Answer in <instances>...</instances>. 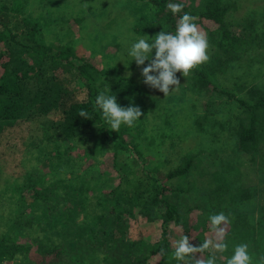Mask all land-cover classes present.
Returning a JSON list of instances; mask_svg holds the SVG:
<instances>
[{"label": "trees", "instance_id": "16d2710c", "mask_svg": "<svg viewBox=\"0 0 264 264\" xmlns=\"http://www.w3.org/2000/svg\"><path fill=\"white\" fill-rule=\"evenodd\" d=\"M143 1L151 18L133 27V37L174 31L182 12L207 33V61L183 77L176 73L179 85L166 96L142 82L148 62H130V41L109 45L106 71L78 65L63 35L31 18L29 0H0V264H20L30 251L50 259L44 264H146L154 257L179 264L167 260L173 252L167 227L198 247L192 230L210 231L208 217L219 212L228 218L222 259L209 249L197 254L225 264L239 236L259 239L255 251L249 246L251 264L264 254V206L243 174L264 175V83L255 82L264 79V55L253 51L264 27L252 21L234 29L226 0H172L183 4L176 15L165 8L169 0ZM57 2L38 0L37 7ZM65 26L61 34H70ZM243 58L249 77L229 74L227 63L236 68ZM223 75L227 86L219 83ZM107 87L119 105L139 107L133 127L113 132L101 116L94 99ZM200 139L229 143L239 156L214 155L220 167L205 165L192 149ZM145 151L160 157L152 167ZM192 210L198 227L190 224ZM135 219L145 237L164 227L159 241L143 239L142 255L133 254L127 237Z\"/></svg>", "mask_w": 264, "mask_h": 264}, {"label": "rangeland", "instance_id": "374dc122", "mask_svg": "<svg viewBox=\"0 0 264 264\" xmlns=\"http://www.w3.org/2000/svg\"><path fill=\"white\" fill-rule=\"evenodd\" d=\"M226 1L230 2L231 4L225 13L226 21L232 25L234 29L239 30L240 27L238 24H242V22L247 24L252 21H257V25H259V27H256L257 29H263L264 0ZM29 2L30 5L28 8V13H31V18L35 19L37 22H41L46 27L48 32H57V35H63V37L61 36L62 42L67 43V46H71L74 50V61L76 64H92L100 71H106L111 67V58L109 52L111 48H109V45L121 41L132 42L135 39L132 32L133 27L140 23L147 22L151 18L148 7L143 0H58L56 6L50 7L48 5L45 10L38 9V0H29ZM65 25L69 26L68 29H70V34H61L62 28ZM105 49L106 51H104ZM255 49L261 53V56L264 55V41H261L258 45H256L253 51ZM243 61L244 58L236 63V68L232 69L231 67L233 63H227L229 74L231 71H233V73L242 72V78L249 77V75H244L245 73L249 72V68ZM257 72L263 71L258 69ZM228 78V76L223 75L220 78L221 80L219 83H224L225 86L229 85L226 82ZM260 81L264 83L263 75H258V78L255 80L256 84L260 83ZM192 137L193 134L190 138H188L189 141L186 140L185 143H187V141L188 143H191L190 140H192ZM223 142L224 141L216 142L217 144H215L214 142L204 139H200L199 141L197 140L195 145L194 142L192 144L193 153H199V155L203 157L205 165H207L208 162H212L216 163V167L219 168L220 162L218 159L222 161H229L232 158L228 156H234L236 158L239 156L236 148L231 146L229 143L221 146ZM223 148L224 154H220L219 156L218 154L221 153V149ZM214 155H217L218 159L212 158ZM143 157L146 159L148 164H151V167L153 166L152 163L155 162L157 158H160L158 155L155 157L153 153H148L147 151H145ZM243 163L247 164L246 158ZM140 164L141 166H144V163ZM243 174H249L250 184L255 185L257 200L262 206H264V175L262 173L259 175L258 173L254 175L253 173H250V171H247ZM112 185L113 184H111V186ZM109 186L110 185L107 187ZM200 187L201 184H199L196 189L189 192L190 198H195V195L197 194V191L200 190ZM105 189L107 188H103V190ZM100 192H102V190ZM197 217H200L198 212H196V210H192L189 216L192 227L194 225L195 227H198ZM138 221V219L130 220L129 229L127 232L129 242L134 244V255L145 254V249L143 248V239L149 240L150 238V243H153L155 240L159 241L161 238L162 229L164 228L162 226L159 228L158 226L154 231L149 232V236L147 235L145 237L143 234L141 235L137 228ZM172 227V224L170 225V228L167 227L166 234H168L171 246L173 247L172 242L176 240L177 237L179 238V235L176 233L173 234ZM220 227H222L225 231L226 227L224 225H221ZM192 231L194 235L198 233L197 241L199 244L206 239L214 238V235L211 231L202 233V229L200 227L195 228ZM238 239L240 242L239 244L246 243L248 245V252L250 248L249 246H251V251H255L259 241L258 238H248L246 240H242L241 236H239L237 240ZM232 243L233 239H230L229 244ZM208 249L216 255H223L213 249L211 250L210 247ZM249 255L251 256L250 252ZM258 255L259 258L256 261V264H260L261 259L264 258V254ZM200 256L203 258L201 254L196 253L193 255V259L200 258ZM170 257H173L172 253L169 254V257L167 258L168 261ZM20 260V264H44L50 259L38 257L34 252L30 251L27 256L21 257ZM158 261L159 257H154L146 264H157Z\"/></svg>", "mask_w": 264, "mask_h": 264}, {"label": "clouds", "instance_id": "9594fccd", "mask_svg": "<svg viewBox=\"0 0 264 264\" xmlns=\"http://www.w3.org/2000/svg\"><path fill=\"white\" fill-rule=\"evenodd\" d=\"M165 8L173 15L182 12L183 4L169 0ZM194 15L182 12L178 16L174 31L160 30L151 39L146 35H139L127 48V55L136 66L141 68L142 82L166 96L179 85L176 73L183 77L194 66L207 61L208 39L207 33L196 24ZM171 86V89H170ZM94 103L100 110L101 116L113 132L120 129L121 125L133 127L139 121L141 111L138 106L129 105L123 107L116 101L115 95L108 90L100 91L94 99ZM79 116L85 119L86 114L81 111ZM210 231L213 239H206L194 247L189 243L186 235H180L174 240L172 256L179 264H216L212 255L206 258L193 259L196 253H202L209 247L218 253H224L227 244L224 242V229L221 225L228 223V218L223 212L208 217ZM164 250H160L163 255ZM252 258L248 252V245L241 243L233 247L232 254L225 258V264H251ZM264 264V258L261 259Z\"/></svg>", "mask_w": 264, "mask_h": 264}]
</instances>
